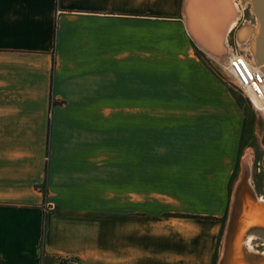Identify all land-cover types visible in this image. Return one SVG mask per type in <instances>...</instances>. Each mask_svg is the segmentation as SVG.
Wrapping results in <instances>:
<instances>
[{"label":"crops","instance_id":"obj_1","mask_svg":"<svg viewBox=\"0 0 264 264\" xmlns=\"http://www.w3.org/2000/svg\"><path fill=\"white\" fill-rule=\"evenodd\" d=\"M207 59L181 0H0V264H206L176 217L244 133Z\"/></svg>","mask_w":264,"mask_h":264},{"label":"bare ground","instance_id":"obj_2","mask_svg":"<svg viewBox=\"0 0 264 264\" xmlns=\"http://www.w3.org/2000/svg\"><path fill=\"white\" fill-rule=\"evenodd\" d=\"M231 2L236 16L228 33L237 26L243 10L250 9L248 0ZM250 11L254 15L253 10ZM228 14L222 0H183L182 20L186 32L192 40H196L194 43L199 50L223 70V74L241 86L244 92L246 89L245 94L259 116L258 134L264 139V62L258 63L257 58L258 18L254 15V22L242 21V27L237 31L236 43L238 47L246 49V55L240 56L230 53L226 41L225 52L218 45L216 37ZM244 159L250 162V153L247 152ZM247 173L244 171L233 186L232 204L218 264H264V250L260 252L253 245L258 240L263 242L260 245L264 247V195H257L252 187L256 198L251 195ZM253 229L256 231H251Z\"/></svg>","mask_w":264,"mask_h":264},{"label":"rangeland","instance_id":"obj_3","mask_svg":"<svg viewBox=\"0 0 264 264\" xmlns=\"http://www.w3.org/2000/svg\"><path fill=\"white\" fill-rule=\"evenodd\" d=\"M244 20L252 22L255 21V16L251 13L250 9L245 8L243 10L242 15L239 17L236 23L237 26L230 30L226 41L228 46H232V48L231 46L229 47V50L231 51L230 53L233 52L240 56L246 55V49H244L243 47H238L236 43V34L237 31L242 27L241 24ZM204 57L206 59L208 58L206 54L204 55ZM208 59L207 61L209 63L211 62L214 68L212 66L211 67L220 75V77L225 81V83H227L228 87L233 92L236 100L238 101L243 110L244 133L242 135L240 150L238 152L235 168L230 179L229 185L227 187V201L225 199V209L223 210V212L219 213V215L199 213L180 214L177 215L176 218H178L182 229V241H184L186 237L192 238L193 235L198 232V229H200L199 231L201 232H206L207 239L205 240V238L202 237L203 235H199L196 238V243L207 245V254L206 252H204L203 254L206 255V264H218V259L221 255L223 239L228 223V213L231 209L232 204L231 200L233 196L230 199V195L233 193L232 191L234 183L241 178L242 173L244 171L248 172L247 181L250 185V188L252 187L256 191V193L264 195V139H262L261 135L258 134L257 129L259 116L256 113V110H254V107L247 94H245L246 89L244 92L241 86H239L231 78L229 79L225 74H223L224 72L222 69H219V67H217L215 63ZM247 152L251 155L250 162H245L246 160L244 159ZM259 242L260 241L258 240L254 241L253 245L258 251L263 252L264 247L260 245L263 242ZM192 253L191 251H188V255L184 257L192 258Z\"/></svg>","mask_w":264,"mask_h":264},{"label":"water","instance_id":"obj_4","mask_svg":"<svg viewBox=\"0 0 264 264\" xmlns=\"http://www.w3.org/2000/svg\"><path fill=\"white\" fill-rule=\"evenodd\" d=\"M222 1L224 6L228 9L229 14L226 22L222 24V28H220V30L218 31V35L216 38L218 40V45H220L219 47L220 50L225 52L226 49L224 47V43L225 41H227V33H228L227 31L229 29L230 24L232 23L233 19L236 16V10L231 0H222ZM248 1H249L248 3L250 5V9L253 10L254 15L257 16L259 22V32L257 35V58H258V63H261L264 62V0H248ZM181 9L183 10V0H181ZM192 41L195 42L196 40H192ZM249 191L251 195L254 198H256L253 189L249 187ZM251 231H256V229H253ZM63 264H76V263L67 261L64 262Z\"/></svg>","mask_w":264,"mask_h":264},{"label":"built area","instance_id":"obj_5","mask_svg":"<svg viewBox=\"0 0 264 264\" xmlns=\"http://www.w3.org/2000/svg\"><path fill=\"white\" fill-rule=\"evenodd\" d=\"M231 46V45H230ZM231 48H232V46H231Z\"/></svg>","mask_w":264,"mask_h":264}]
</instances>
